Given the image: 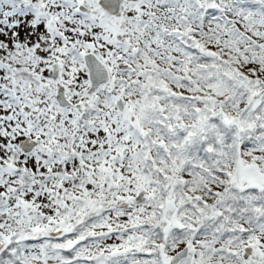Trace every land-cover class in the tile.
<instances>
[{"label": "snow or ice", "instance_id": "1", "mask_svg": "<svg viewBox=\"0 0 264 264\" xmlns=\"http://www.w3.org/2000/svg\"><path fill=\"white\" fill-rule=\"evenodd\" d=\"M0 264H264V0H0Z\"/></svg>", "mask_w": 264, "mask_h": 264}]
</instances>
